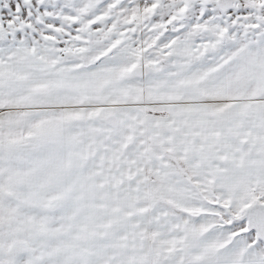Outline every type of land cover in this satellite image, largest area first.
I'll list each match as a JSON object with an SVG mask.
<instances>
[{"label": "snow or ice", "instance_id": "6c2138e0", "mask_svg": "<svg viewBox=\"0 0 264 264\" xmlns=\"http://www.w3.org/2000/svg\"><path fill=\"white\" fill-rule=\"evenodd\" d=\"M0 264H264V0H0Z\"/></svg>", "mask_w": 264, "mask_h": 264}]
</instances>
